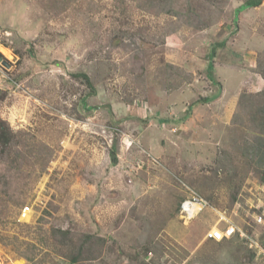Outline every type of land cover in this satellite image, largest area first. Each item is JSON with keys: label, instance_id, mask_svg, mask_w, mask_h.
Returning a JSON list of instances; mask_svg holds the SVG:
<instances>
[{"label": "rangeland", "instance_id": "374dc122", "mask_svg": "<svg viewBox=\"0 0 264 264\" xmlns=\"http://www.w3.org/2000/svg\"><path fill=\"white\" fill-rule=\"evenodd\" d=\"M245 1L0 0L1 264H264ZM192 192L210 207L184 224ZM221 215L246 238L207 240Z\"/></svg>", "mask_w": 264, "mask_h": 264}, {"label": "built area", "instance_id": "2783aa9c", "mask_svg": "<svg viewBox=\"0 0 264 264\" xmlns=\"http://www.w3.org/2000/svg\"><path fill=\"white\" fill-rule=\"evenodd\" d=\"M0 68H2L1 62H0ZM208 207H210L208 201L203 199L200 195L192 192L189 194L186 200L182 202L180 206V213H179L180 219L183 221L184 224H188L192 222L197 216H199V214H201L202 211H204ZM29 211L30 208L25 207L22 210L20 218H24L29 213ZM254 221L258 225L264 224V217L257 216L255 217ZM220 222H224L226 224V227L224 229L214 228L208 231V233L206 234L207 240L221 242L225 239H231L237 234H239V236L243 239L246 238V234L236 225H234L232 222L228 221V218H226L225 216L221 215ZM259 250L264 252V246H260Z\"/></svg>", "mask_w": 264, "mask_h": 264}, {"label": "trees", "instance_id": "16d2710c", "mask_svg": "<svg viewBox=\"0 0 264 264\" xmlns=\"http://www.w3.org/2000/svg\"><path fill=\"white\" fill-rule=\"evenodd\" d=\"M261 3H262V0H246L245 3L240 8H238L236 10V13L239 14L242 10H245L247 8L258 7ZM223 44L224 43H222L220 45H223ZM214 53H215V49L212 52V54H214ZM211 67H212V64H211ZM85 78L87 80V84L91 86V82H90L89 78L87 76ZM213 98L204 99L200 103L205 104V103L212 102ZM261 98H262V100L260 101V104L258 102L257 109H256V111H254L253 115L250 118L251 122L254 125V127H252V129H253V133L255 135V137H254L255 142L251 146L250 150H251L253 161L256 163L257 166H260L263 169L261 171H264V92H263V95H261ZM238 114H239V118L241 119V114L237 113V115L235 117V122L237 120L236 118L238 117ZM248 119H249V117H248ZM57 231H59L60 233H62L64 235L68 234L67 231H63V230H57ZM231 239H225V240H231ZM225 240H223V241H225ZM223 241H221V242H223ZM214 242H216V241H214ZM218 243H220V242H218ZM24 244H26L28 249H30V250L36 249L35 248L36 246L32 243L25 242ZM21 256L25 257L26 260H30V261H33V259H34V258L29 256L27 251H26V253L21 252ZM74 259H75V257L73 258V262H75Z\"/></svg>", "mask_w": 264, "mask_h": 264}, {"label": "crops", "instance_id": "0c3cea01", "mask_svg": "<svg viewBox=\"0 0 264 264\" xmlns=\"http://www.w3.org/2000/svg\"><path fill=\"white\" fill-rule=\"evenodd\" d=\"M261 4H262V3H261ZM261 4H260V5H261ZM260 5H259V6H260ZM214 97H215V96H214ZM231 118H232V117H231ZM208 208H209V207H208ZM208 208H206V209H208ZM206 209H205V211H206ZM219 222H220V218H219ZM225 227H226V224H225L224 227H222L221 229H224Z\"/></svg>", "mask_w": 264, "mask_h": 264}, {"label": "water", "instance_id": "95a60500", "mask_svg": "<svg viewBox=\"0 0 264 264\" xmlns=\"http://www.w3.org/2000/svg\"><path fill=\"white\" fill-rule=\"evenodd\" d=\"M0 62L3 64L4 63V65L6 64L5 62H3L2 61V57L0 56Z\"/></svg>", "mask_w": 264, "mask_h": 264}, {"label": "clouds", "instance_id": "9594fccd", "mask_svg": "<svg viewBox=\"0 0 264 264\" xmlns=\"http://www.w3.org/2000/svg\"><path fill=\"white\" fill-rule=\"evenodd\" d=\"M202 212H203V211H202ZM202 212H201V213H202ZM199 215H200V214H199Z\"/></svg>", "mask_w": 264, "mask_h": 264}, {"label": "bare ground", "instance_id": "6f19581e", "mask_svg": "<svg viewBox=\"0 0 264 264\" xmlns=\"http://www.w3.org/2000/svg\"><path fill=\"white\" fill-rule=\"evenodd\" d=\"M0 264H1V262H0Z\"/></svg>", "mask_w": 264, "mask_h": 264}]
</instances>
